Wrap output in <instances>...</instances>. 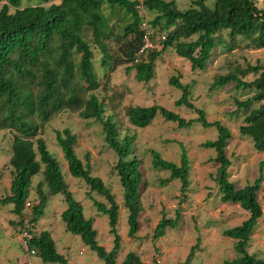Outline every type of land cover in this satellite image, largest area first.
<instances>
[{
  "label": "trees",
  "instance_id": "trees-1",
  "mask_svg": "<svg viewBox=\"0 0 264 264\" xmlns=\"http://www.w3.org/2000/svg\"><path fill=\"white\" fill-rule=\"evenodd\" d=\"M2 1L6 4L0 7V130H9L13 135L7 162L11 177L9 192L0 198V205L12 206L11 213L16 218L11 221L13 226L24 229V221L31 225L28 249L34 251L35 258L45 264H73L57 251L48 231L33 232V226L44 216L49 198L60 194L65 204L60 213L65 231L78 236L103 264H117L121 238L117 233L119 206L115 195L101 178L92 174L89 155L85 163L76 155V136L68 128L56 131L55 140L68 174L85 184L88 199L99 214L107 217L109 234L113 236V246L107 251L98 243L93 219L84 216L82 204L64 181L56 157L38 137L41 127L51 115L66 111H76L81 119L100 123L104 143L116 156L112 172L122 191L127 236L135 238L143 210L141 158L133 153L135 137L125 134L119 139L115 114L104 117L105 103L94 93L99 83L93 70V49L102 54L101 64L109 71L130 64L126 72L134 71L137 82L148 83L153 78L154 62L167 48L189 63L191 72L203 71L217 45L230 52L240 40L248 48L264 49V8H258L256 0H213L212 6L205 0H192L186 10H180L174 0H142L140 3L134 0H61L59 4L49 6L43 5L47 0H24L28 3L26 6L23 0ZM105 9L108 15L104 14ZM116 9L124 13L119 24L111 22ZM139 10L150 19L141 16ZM143 21L151 39L166 33L161 51L150 52L145 59L137 56L146 33L139 28ZM224 32L228 41L223 37ZM108 41L116 43L113 63V57L108 53ZM249 73L256 75L255 79L242 80V76ZM229 83L236 90L253 93L243 101L234 100L236 111L244 113L238 131L241 136L251 139L256 151L264 152V67L234 68L228 74L216 77L211 88H221ZM169 85L181 92L175 106L194 109L189 102L188 85L181 84L176 77L169 79ZM123 112L127 122L140 129L152 125L156 116L176 123L178 128H189L195 122L205 128H216V139L207 140L200 146L215 153L212 161L217 168L213 180L218 187L219 199L224 204L239 205L248 214L240 225L222 232L224 237L234 241L237 257L221 264H264L263 259L247 251L258 220L264 217V178L260 169L259 176L240 189L229 181L227 170L231 162L226 151L232 135L228 128L218 122H208L200 109H196L198 118L189 120L158 105L127 106ZM151 155L152 167L169 173L160 184L178 180L185 198L190 166L184 148L181 147L178 163L164 160L154 150ZM38 176L41 181L35 187L37 202L34 204L28 200L29 190L32 179ZM259 192L263 205L258 200ZM92 193L103 201L94 200ZM27 203L30 204L28 209ZM24 211L29 214L25 215ZM179 217V214L174 219L162 217L153 230V239L163 237L168 228H176ZM195 248L191 247L182 264L190 263ZM120 264L143 263L136 253L128 252Z\"/></svg>",
  "mask_w": 264,
  "mask_h": 264
},
{
  "label": "rangeland",
  "instance_id": "rangeland-1",
  "mask_svg": "<svg viewBox=\"0 0 264 264\" xmlns=\"http://www.w3.org/2000/svg\"><path fill=\"white\" fill-rule=\"evenodd\" d=\"M47 1L44 6L59 4L61 0ZM134 1L140 3L142 0ZM174 1L180 10H186L191 6L192 0ZM205 1L212 6L213 0ZM3 4L6 2H0V7ZM27 4V1L23 0V5ZM256 6L264 8V0H256ZM104 14L108 15V10L105 9ZM139 14L150 19L141 10ZM123 16L124 13L116 9L111 22L119 24ZM160 35L166 37V33ZM223 37L228 41L225 32ZM114 44L116 43L108 41V53L113 57L112 63L116 60L114 53L117 49ZM93 51V70L99 83L94 93L105 103L104 117L115 114L119 139L125 134L135 137L133 153L141 158L140 196L143 210L135 238L127 236L122 191L118 178L112 172L116 156L104 143L100 123L81 119L76 111L58 112L49 117L46 124L41 127L38 137L45 141L47 149L56 157L64 181L74 198L83 206L84 216L93 219L99 245L107 251L113 246V236L109 234L107 217L96 211L92 201L87 197L88 188L85 184L68 174L66 162L55 140L56 131L68 128L76 136V155L83 163L89 155L92 174L101 178L115 195L119 206L117 233L121 238L117 264H120L128 252L136 253L143 264H182L188 257L191 247L196 248L189 264H221L224 260L236 258L234 241L224 237L222 232L240 225L247 219L248 214L239 205L224 204L219 199L218 187L213 180L217 168L212 161L215 153L200 146L207 140L216 139V128L214 126L205 128L197 122L189 128H178L176 123L166 122L160 116H156L153 124L147 128H135L127 122L123 108L158 105L186 120L198 118L196 109H200L205 113L208 122H218L227 127L232 135L226 151L231 162L227 170L228 179L240 189L251 184L259 176L260 169L264 178V152L256 151L251 139L239 134L238 129L242 125L244 113L237 112L234 104L235 99L243 101L253 93L251 90H236L232 83L221 88H211V85L216 77L226 75L234 68L244 70L247 66L264 67V49L248 48L245 42L240 40L237 47L230 52L217 45L211 52L205 70L191 72L189 63L177 58L173 49L167 48L156 58L153 78L148 83L137 82L134 71L126 72V67L130 64L116 66L112 71L107 70L101 64L102 54L98 49ZM171 77H176L181 84L189 86V102L194 109L175 106L181 92L169 85ZM255 77L256 75L249 73L242 76V80L250 82ZM12 135L9 130H0V198L9 192L11 177L7 162L11 155ZM181 147L186 152L190 166L185 198L181 195L178 180L160 184V180L167 179L169 173L155 170L152 167L151 155V150H154L164 160L178 163ZM39 181L41 176L32 179L29 190L28 200L34 204L37 202L35 187ZM261 197L262 193L259 192L258 200L263 205ZM92 198L99 202L103 201L94 193ZM9 207L10 205H0V264H19L21 258L27 259V264H45L24 249L21 239L23 229L11 223L16 218ZM64 208L65 204L60 194L50 197L44 216L33 226V232L37 234L48 231L55 241L57 251L70 263L103 264L82 244L78 236L65 231L64 223L60 219V213ZM24 214L28 215L29 212L24 211ZM177 214L180 215L177 227L168 228L163 237L153 239V230L160 219L162 217L174 219ZM10 217L14 220H9ZM247 251L264 260V217L258 220Z\"/></svg>",
  "mask_w": 264,
  "mask_h": 264
},
{
  "label": "built area",
  "instance_id": "built-area-1",
  "mask_svg": "<svg viewBox=\"0 0 264 264\" xmlns=\"http://www.w3.org/2000/svg\"><path fill=\"white\" fill-rule=\"evenodd\" d=\"M140 30L142 31H146L147 30V24L145 21H143L140 24ZM165 40V36H161L159 34V36L156 39H151L150 38V34L146 31L144 37H143V41H142V46L140 47V49L138 50L137 56L139 58H143L145 59V57L147 56L148 53L150 52H159L162 49V44L161 42ZM135 62H137L135 60ZM30 206L29 203H27L25 205L26 209H28ZM24 229L22 230V234H21V239L23 240V247L25 250H28V244H29V240L31 239V234L28 231L30 224H28L27 222L24 221ZM30 254H34V251H29Z\"/></svg>",
  "mask_w": 264,
  "mask_h": 264
},
{
  "label": "crops",
  "instance_id": "crops-1",
  "mask_svg": "<svg viewBox=\"0 0 264 264\" xmlns=\"http://www.w3.org/2000/svg\"><path fill=\"white\" fill-rule=\"evenodd\" d=\"M10 210H12V206L9 207ZM15 217V216H14ZM9 220H14L13 217H10ZM20 260H22L19 264H27V259L25 258H21ZM1 261V260H0Z\"/></svg>",
  "mask_w": 264,
  "mask_h": 264
}]
</instances>
